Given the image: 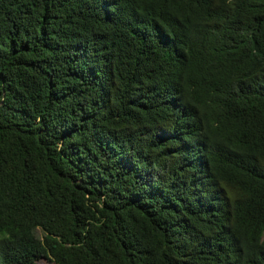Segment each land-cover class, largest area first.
<instances>
[{"label": "trees", "instance_id": "obj_1", "mask_svg": "<svg viewBox=\"0 0 264 264\" xmlns=\"http://www.w3.org/2000/svg\"><path fill=\"white\" fill-rule=\"evenodd\" d=\"M264 264V0H0V264Z\"/></svg>", "mask_w": 264, "mask_h": 264}, {"label": "rangeland", "instance_id": "obj_2", "mask_svg": "<svg viewBox=\"0 0 264 264\" xmlns=\"http://www.w3.org/2000/svg\"><path fill=\"white\" fill-rule=\"evenodd\" d=\"M37 264H53V262L50 259L42 258L37 261Z\"/></svg>", "mask_w": 264, "mask_h": 264}]
</instances>
